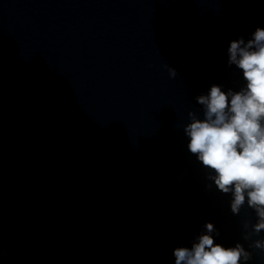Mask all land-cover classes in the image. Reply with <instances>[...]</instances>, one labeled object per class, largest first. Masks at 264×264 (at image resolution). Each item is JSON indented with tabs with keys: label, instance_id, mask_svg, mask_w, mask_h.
Masks as SVG:
<instances>
[{
	"label": "clouds",
	"instance_id": "1",
	"mask_svg": "<svg viewBox=\"0 0 264 264\" xmlns=\"http://www.w3.org/2000/svg\"><path fill=\"white\" fill-rule=\"evenodd\" d=\"M227 52L228 65L242 72L245 86L224 91L213 84L206 95L196 97L203 119L189 111L183 131L189 153L207 171L206 179L220 193L231 194L232 214L240 215L245 205L254 211L256 222H243V238L251 240L264 231V28L257 27L247 40L231 41ZM168 71L176 76L175 69ZM204 229L191 247L173 249L174 264H247L252 258L239 242L229 247L217 243L213 223L206 222ZM249 248L264 253V239L253 240ZM4 255L0 249V258Z\"/></svg>",
	"mask_w": 264,
	"mask_h": 264
}]
</instances>
